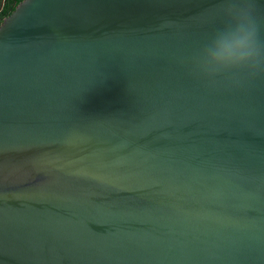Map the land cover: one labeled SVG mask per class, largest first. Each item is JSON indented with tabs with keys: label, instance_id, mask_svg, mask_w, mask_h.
Segmentation results:
<instances>
[{
	"label": "water",
	"instance_id": "1",
	"mask_svg": "<svg viewBox=\"0 0 264 264\" xmlns=\"http://www.w3.org/2000/svg\"><path fill=\"white\" fill-rule=\"evenodd\" d=\"M219 3L21 0L3 18L0 264H264V76L190 72Z\"/></svg>",
	"mask_w": 264,
	"mask_h": 264
},
{
	"label": "clouds",
	"instance_id": "2",
	"mask_svg": "<svg viewBox=\"0 0 264 264\" xmlns=\"http://www.w3.org/2000/svg\"><path fill=\"white\" fill-rule=\"evenodd\" d=\"M216 10L224 22L193 53L190 72L204 78L221 74L233 79L264 76V41L258 37L249 0H220Z\"/></svg>",
	"mask_w": 264,
	"mask_h": 264
},
{
	"label": "trees",
	"instance_id": "3",
	"mask_svg": "<svg viewBox=\"0 0 264 264\" xmlns=\"http://www.w3.org/2000/svg\"><path fill=\"white\" fill-rule=\"evenodd\" d=\"M21 0H0V24L4 17L8 16L15 5Z\"/></svg>",
	"mask_w": 264,
	"mask_h": 264
}]
</instances>
